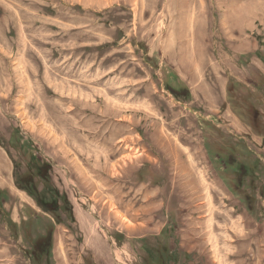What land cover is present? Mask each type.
I'll return each mask as SVG.
<instances>
[{
    "label": "rangeland",
    "instance_id": "rangeland-1",
    "mask_svg": "<svg viewBox=\"0 0 264 264\" xmlns=\"http://www.w3.org/2000/svg\"><path fill=\"white\" fill-rule=\"evenodd\" d=\"M258 1L0 0V264H264ZM215 129L254 177L223 171Z\"/></svg>",
    "mask_w": 264,
    "mask_h": 264
},
{
    "label": "trees",
    "instance_id": "trees-1",
    "mask_svg": "<svg viewBox=\"0 0 264 264\" xmlns=\"http://www.w3.org/2000/svg\"><path fill=\"white\" fill-rule=\"evenodd\" d=\"M264 59V57H263ZM233 89V87L231 88ZM238 106V105H237ZM235 109L239 112V115L242 119H246L248 121V123L251 124L252 128L255 129V131L257 132H262L261 131V120L257 121L253 119V114H251V118L250 116L246 113L244 114L239 108L235 107ZM252 113V112H251ZM214 131H221V130H211V132H209V136L207 137V141H206V146L209 152H211V154L213 156H215L216 160H219V163L224 164L223 167H221L223 169V171H225L228 175L229 172L233 174L232 178H234V180H236V182L241 185L243 184V181L241 180L242 178L248 179L250 177H254V175L256 174V169L259 168V161L260 159L258 157L255 156L254 151L251 150L245 143L244 140H240L242 139V137H233L230 136L228 134H224L223 132H221L219 134V136H217ZM217 143V146H216ZM40 170V168L37 167V170ZM236 173V174H235ZM239 174V176H234ZM14 175V174H13ZM41 175L43 176V174L41 173ZM242 175V178L240 179ZM224 177V176H222ZM236 177V178H235ZM224 179V178H223ZM253 179L248 182L250 185L253 183ZM227 182V181H226ZM229 185L231 184L230 181H228ZM20 188L27 192V194L32 197L35 202L37 203V205L39 207H41L45 212L49 213H54V215L56 216V211L50 208V205L43 199L44 195H42L41 192H39L37 190V188L35 186H33L32 181H30V187H22L20 186ZM233 188H237L235 186H233ZM238 194L243 197L245 200L248 199V194H246V192L241 191V189H239ZM53 198H56L57 196L50 194ZM56 220L58 221V216H56ZM44 243V246L46 247L45 250L42 252L47 255H50L51 251H52V233L51 236L50 234L46 235V237H44V240L42 238V240H38V244L40 243ZM170 249V245L168 246ZM176 251L174 250V252H172V250H166L165 249H161V254L159 256L160 260L158 261V264H165V261L167 260V258H173L174 260H178V257L176 255ZM149 257V256H148Z\"/></svg>",
    "mask_w": 264,
    "mask_h": 264
},
{
    "label": "crops",
    "instance_id": "crops-1",
    "mask_svg": "<svg viewBox=\"0 0 264 264\" xmlns=\"http://www.w3.org/2000/svg\"><path fill=\"white\" fill-rule=\"evenodd\" d=\"M252 4H253V8L251 9V11L249 13L252 14V15H257L259 9H262V6H261V4L259 3L258 0H253ZM244 8H245V6H244ZM256 51L254 53H252V54H253V56L255 58H258L261 61V63L263 64L262 67H264V59H263L264 55H263V52H261V50H258V49ZM260 70H261L262 73H264L263 72V68H260Z\"/></svg>",
    "mask_w": 264,
    "mask_h": 264
}]
</instances>
